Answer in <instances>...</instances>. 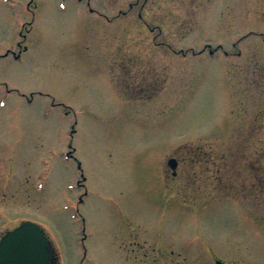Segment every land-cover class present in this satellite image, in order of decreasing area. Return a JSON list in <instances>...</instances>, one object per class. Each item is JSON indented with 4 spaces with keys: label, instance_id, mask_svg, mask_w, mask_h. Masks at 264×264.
Segmentation results:
<instances>
[{
    "label": "rangeland",
    "instance_id": "rangeland-1",
    "mask_svg": "<svg viewBox=\"0 0 264 264\" xmlns=\"http://www.w3.org/2000/svg\"><path fill=\"white\" fill-rule=\"evenodd\" d=\"M26 221L56 264H264V0H0V233Z\"/></svg>",
    "mask_w": 264,
    "mask_h": 264
},
{
    "label": "water",
    "instance_id": "water-1",
    "mask_svg": "<svg viewBox=\"0 0 264 264\" xmlns=\"http://www.w3.org/2000/svg\"><path fill=\"white\" fill-rule=\"evenodd\" d=\"M169 163L176 167L173 159ZM47 243V237L37 224L25 222L1 238L0 264H48L50 250Z\"/></svg>",
    "mask_w": 264,
    "mask_h": 264
},
{
    "label": "flooded vegetation",
    "instance_id": "flooded-vegetation-1",
    "mask_svg": "<svg viewBox=\"0 0 264 264\" xmlns=\"http://www.w3.org/2000/svg\"><path fill=\"white\" fill-rule=\"evenodd\" d=\"M115 7V6H114ZM135 6L133 5V4H130L129 6H128V8L129 9H132V8H134ZM115 9H116V7H115ZM117 11H118V13L119 14H125L126 13V10H124V9H122L121 7H117ZM139 12V11H138ZM141 15H140V13H139V17H140ZM108 19V18H107ZM112 19V18H111ZM109 20V19H108ZM170 161V160H169ZM169 161H168V165H169V167L170 168H172V165L169 163ZM173 169V168H172ZM173 173H174V169H173ZM22 223H24V222H20V224H22ZM19 224V225H20ZM18 225V226H19ZM14 229V228H13ZM12 230V229H11ZM9 228H7L6 230H4V232H2V233H0V239L6 234V233H8L9 231H11ZM48 240V239H47ZM48 247H49V250H50V259H49V262H48V264H56L57 263V256L55 255L56 253L54 252V247H53V245L49 242V240H48ZM169 252H173V250L172 249H170V251ZM217 263V262H216ZM167 264H173V262H168Z\"/></svg>",
    "mask_w": 264,
    "mask_h": 264
}]
</instances>
